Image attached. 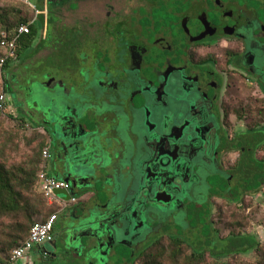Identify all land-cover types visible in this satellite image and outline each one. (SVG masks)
Masks as SVG:
<instances>
[{
    "label": "flooded vegetation",
    "instance_id": "obj_1",
    "mask_svg": "<svg viewBox=\"0 0 264 264\" xmlns=\"http://www.w3.org/2000/svg\"><path fill=\"white\" fill-rule=\"evenodd\" d=\"M184 6L173 16L169 12L168 24L162 28L155 26L157 20L146 2L132 11L147 9L150 27H142L144 21L140 19L130 21L131 14L106 17L103 26L108 31L102 37L107 44L102 46L101 56L97 51L87 56L90 67L103 76L102 93L86 114L87 123L93 125L90 141L85 145L75 143L86 132L78 129V107L73 108V116L52 120L53 127L62 128V135H74L70 148L57 141L51 123H38L50 135V159L55 160L57 173H63L69 161L85 157V152L93 155L82 161L86 165H91L93 157L107 162L100 171L106 169L110 183L136 166L140 170L137 179L143 191L134 194L141 196L140 200L137 198L135 203L133 199L128 210L117 211L104 221L112 232L102 242L101 253L109 255L103 264H155L154 248L159 245L170 258L181 250L207 252L218 258L219 247L228 248L233 237L232 232L226 238L221 236L220 219L231 218L236 203L241 207V202L246 203L252 196L248 191L252 167L257 165L254 162L263 165V157L259 158L263 153V69L248 46L250 35L246 33L249 25L257 24L259 35L255 33L253 40L263 45V24L256 20L254 10L234 0H191ZM39 12L40 17L43 13ZM215 28L224 31L210 35ZM14 78L7 84L17 88L19 81ZM62 79L68 82L70 78L66 74ZM200 162L216 166V173L228 188L223 194H211L205 204L197 206L202 214L193 210L199 221L190 224L189 230L195 233L196 241L189 242L186 234L174 229L146 246L136 245L135 241L150 227L147 211L183 207L190 187L199 183L195 170ZM90 181L89 176L85 177L74 186L75 192L86 193ZM234 184L235 190L231 191ZM104 186L112 195L109 185ZM88 195L89 191L85 202L78 199L68 206L70 214L59 216L53 240L38 246L45 249L46 245H57L49 261L63 260L69 254V250L60 252V243L67 237L60 227L64 225L68 232L92 218L95 208H91ZM134 203L137 206L133 209ZM107 206L97 209L106 214L110 210ZM85 235L75 230L71 240L67 239L68 247ZM162 238L164 242L156 244ZM117 246L131 252L124 255ZM191 261L197 262L196 258Z\"/></svg>",
    "mask_w": 264,
    "mask_h": 264
},
{
    "label": "rangeland",
    "instance_id": "obj_2",
    "mask_svg": "<svg viewBox=\"0 0 264 264\" xmlns=\"http://www.w3.org/2000/svg\"><path fill=\"white\" fill-rule=\"evenodd\" d=\"M239 1L241 5H245L250 9L253 8L252 10L255 11L254 15L256 17V20H260L263 24V45L253 40L254 34L259 33L257 24H252V26L249 25L246 33L250 35L248 46L257 54V65L261 69H263L264 85V6L263 4H253L249 2V0H244V2L241 0ZM7 2L9 1L0 0L1 4H6ZM30 3L32 7H35L37 9L42 8V0H30ZM67 3H69V7H72L73 9L77 7V3L74 0H69ZM142 3V0H82L79 4L80 6L78 10L62 12L61 14L64 25H66L68 29H72L73 27L76 29L78 26H80L81 28L83 26H89V31L91 33H94L87 36H79V34H81L79 31L80 29H76L72 32L65 31L63 29L60 33V37L57 39V43L54 45V50L56 48L54 56L51 55L49 57V53L52 51L50 49H46V53L42 52L41 50H37L39 45L38 43H36L35 51L24 53L26 63H24L23 61L19 64H17V62L12 63L10 70L7 71L8 73L6 75V81H9L11 77L14 78L13 75L17 74L18 76L15 75L14 79L18 80L19 83H16L17 88H12V86H9L11 89L10 93H6V115L9 114L17 117L15 116L17 112L13 109L14 107L22 113L21 116L25 117L26 121L31 126L35 127V125L40 123L41 120H46L47 122L51 123V127H53L52 120H54V117H56V115L62 114L64 116H73V113H75L73 108L78 107L79 111H81L78 112V122L83 126L88 124L86 121V114H88V109L90 105H96L94 99H97L100 96L99 94L102 93L103 87L100 85L102 75H100L97 68H94L92 66L90 67L87 56H89V54H92L91 52L94 51L98 52L97 56H101L100 51H102V46H104V44H107L102 36H106V33L108 31L104 26L102 28L99 27L96 31V27H94L93 25L90 27V21L98 20V23L103 25L106 17H113L115 16V14H131L129 18L130 21H133L135 19L144 20L142 18L147 15L145 10L132 11L139 8ZM147 13L149 14V11H147ZM157 13L158 12L156 11L155 14L153 13L151 16L156 19V17L160 16ZM37 19H39V16H37ZM227 22H229V20H227ZM147 24L149 23L142 24V27L145 28L144 25ZM102 30L103 32H101ZM81 39H85L87 40V42H89V44L82 49L81 46H77V44L75 43L80 41ZM74 40L75 42L74 44H72L71 42ZM77 54L79 59H76ZM77 62L79 63L77 64ZM66 74L67 77L70 78L68 82L62 79V77ZM93 75L95 81L93 80ZM94 110H96L97 113L100 112V109L98 107H96V109ZM92 127L93 125L89 124L85 126V128L89 130H92ZM9 128H13V125H9ZM58 128V126L53 127L54 130L56 129L54 135L56 136L57 141L61 142L62 145L66 147L68 146L70 148L72 146L74 135H62V128H59V130ZM77 142L80 141L76 140L75 143ZM129 149L133 148L130 147ZM25 152V144L23 141H20L17 155H19L20 158L21 156H24ZM85 154V157L82 155L79 156V161L71 160V162H68L67 166H63V169L65 170L63 174H66L69 168L72 169L73 167H75L84 170H82L84 173V178L87 176L90 177L91 183L88 186V189H86V193H88L89 191L88 196L92 201L91 208H95V210H93L94 212L92 213V217L95 215L101 217L102 219H104V221H107V218L110 217V215H112L113 213H116L117 211L128 210V208L132 204L133 199L136 198V193H139L140 195V193L143 191L141 185L139 186V181L137 179L140 176V170L138 166H136L137 168L135 167L131 169L128 174L122 176L119 179L117 178L116 181H112L110 183L109 178H107L106 176V174L108 173L106 169L100 171V168L105 167V165L103 164H107V162H105V160L103 159V163V161H101L100 159L96 160V158L93 157L91 165H86L82 163V161L84 159L86 160L88 156L90 158L93 155L87 154L86 152ZM262 157L264 158V147L263 153L259 154V158ZM13 159H15V157ZM55 165V160L50 159L47 172L53 176L55 175L59 177L60 180L66 178L65 176H62L61 173H57ZM198 165L199 166L195 171L196 175L199 178V183L190 187L188 198L186 199V201H183V207H176L166 212H161L156 209H150L149 211H147L146 217L148 218L150 227L148 229H145L142 236L135 241L136 245L146 246L149 243H152L159 235H162L166 231H172L174 229L180 232L182 235L186 234L185 237L189 242L196 241L195 233H192L189 230L190 224L199 221V218H195V215L192 214L193 210L199 211L200 205L205 204L211 194H223L228 188V186L225 185V182H222L218 174L216 173V166H211L204 162H200ZM133 176L135 178L132 180L131 178ZM105 183H107L112 189V195H109L108 192L110 189H106V186H104ZM235 187L236 185L234 184L232 187H230V190L234 191ZM251 188L252 186H250L249 189L251 190ZM86 193H84V191L82 190H79L78 196L81 202H85ZM110 196H113V200ZM59 197L62 198L61 196ZM241 204V207L235 208L234 214L231 216V218L222 219L221 217V236L226 238L229 232H232L233 235L241 232L242 234L240 236L235 235L234 238L239 240L244 239L251 242L253 239H255L257 245L253 250L246 254H233L230 257H226V264H256L258 262H261L263 259L264 187L259 192L252 194L251 197H248L246 203L241 202ZM106 206L108 207V209H110L108 213L106 212V214L97 209H101ZM62 214L65 218L70 214V209L66 208L62 212ZM199 216L202 217V215L198 214V217ZM187 219L190 220L191 223L187 222ZM125 222L126 224L128 223L127 220ZM105 228L106 232L109 233L108 236H110L112 230L110 229L109 223L105 222ZM60 229L61 232L65 231L66 235L68 234L66 232V228L64 229V225L60 227ZM206 235L207 229L205 228L204 236ZM65 238L66 239H63V241L60 243V252L69 250L67 258L63 260L60 258L55 260L54 262L49 261L48 259H43L42 253H40V250L38 249V247H36L31 254L30 260L33 262V264H95L96 260L98 264H103L106 263V259L109 258L108 254L106 255L100 252H93V249L88 245V240H90V238L88 239L85 236H81V238L79 239L80 242H78L77 240L69 247L67 237L65 236ZM71 238L72 237H69V241L71 240ZM231 241L232 238L230 242ZM221 246L219 247L220 251L226 249L225 247L223 248V245ZM229 247L236 248V246L232 245ZM46 248L51 247L49 245H46ZM116 248H118V250L120 251H124V255L131 252L129 250L127 251L123 246H117ZM259 248L263 251H259Z\"/></svg>",
    "mask_w": 264,
    "mask_h": 264
},
{
    "label": "trees",
    "instance_id": "obj_3",
    "mask_svg": "<svg viewBox=\"0 0 264 264\" xmlns=\"http://www.w3.org/2000/svg\"><path fill=\"white\" fill-rule=\"evenodd\" d=\"M6 4L0 3V59L7 56V50L2 46V33L10 32L13 34L22 25H30L31 33L21 36L18 42L17 59L9 60L5 66V73L0 74V96L2 93H10V87L6 81L7 71L10 70L11 64L22 60L25 57L24 53L35 51L36 39L39 38L43 24L42 20L37 19L35 10L30 6L14 1L7 0ZM151 8V13L157 11L158 17L155 23L157 28H162L163 24L167 25L169 21V12L173 16L174 13L182 12L185 9L184 4L191 0H142ZM240 3L239 0H234ZM244 2V0H241ZM253 4L264 6V0H249ZM253 9V8H252ZM77 9H73L76 11ZM147 10V9H146ZM145 10V11H146ZM143 11V8L140 9ZM144 25L150 27L149 14L146 11ZM53 22V20H52ZM146 22V23H145ZM102 28L103 25L98 23V20L90 21L91 26ZM77 27V26H76ZM88 30H87V29ZM80 35L87 36L93 34L89 31V26H78ZM74 27L65 31H74ZM86 29V30H85ZM62 31V29H61ZM59 32V34L61 33ZM103 32V30L101 31ZM82 38V37H81ZM75 40L71 43L74 44ZM77 46H87V40L75 42ZM42 48L39 44L38 49ZM13 128H9V125ZM264 128V125H263ZM23 141L26 147L24 156L19 158V142ZM264 147V136H263ZM52 144L50 135L44 132L39 127L31 126L25 118L6 115V112H0V263L10 262L12 253L15 248L21 246L29 236L31 227L38 222L46 221L51 214L57 211V207L50 206L39 190V175L42 171H47L49 160L44 158L43 152L46 149L51 151ZM14 153V154H13ZM15 157V159H13ZM14 162H13V161ZM257 165L252 167V178L248 191L252 194L264 187V158L263 165L259 162H254ZM239 193H237V197ZM238 207L236 203L235 208ZM238 232L235 235H241ZM231 245L236 248L228 247L220 252L218 258L210 257L207 252L195 253L187 250L176 252V256L170 258L164 247L160 245L154 248L155 264H226L225 259L229 255L246 254L256 247V240L251 241L235 239L234 236ZM230 238V240H231ZM164 242V238L157 241L156 244ZM230 245V246H231ZM235 249V250H234ZM262 249V248H261ZM259 251H263L260 250ZM191 258H196V261H191ZM177 259L185 260L182 263H177ZM228 264V263H227ZM256 264H264L263 259Z\"/></svg>",
    "mask_w": 264,
    "mask_h": 264
},
{
    "label": "built area",
    "instance_id": "obj_4",
    "mask_svg": "<svg viewBox=\"0 0 264 264\" xmlns=\"http://www.w3.org/2000/svg\"><path fill=\"white\" fill-rule=\"evenodd\" d=\"M30 6L35 10L36 15H39L37 8L32 7L30 0H14ZM31 33L30 25H22L13 34L10 32L2 33V46L7 50V56L0 59V74L5 73V66L9 60L17 59L18 42L21 36L29 35ZM7 111V95L2 93L0 96V112L5 113ZM50 150L46 149L43 152L46 160L50 159ZM39 190L47 200L50 206L57 207V211L49 216L44 222L35 223L30 230L29 236L26 241L19 247L15 248L10 262L0 264H15L21 261L27 253L32 251L35 247L42 246L45 243L53 240V233L56 227V223L60 214L70 205L77 202L76 197H71L69 201L60 198L57 195L58 191H69L70 184L63 180H58L51 176L47 171H42L39 175Z\"/></svg>",
    "mask_w": 264,
    "mask_h": 264
},
{
    "label": "crops",
    "instance_id": "obj_5",
    "mask_svg": "<svg viewBox=\"0 0 264 264\" xmlns=\"http://www.w3.org/2000/svg\"><path fill=\"white\" fill-rule=\"evenodd\" d=\"M68 1L69 0H42V4H41L42 8L37 9L38 11L41 10V12L43 13V15L40 16V20H42L43 28H42V31H41L39 38L36 39V43H38V45L42 44V48L40 49L42 52H45L46 49L52 50L49 53L50 54L49 57L51 55L54 56V54L56 52L55 51L56 48L54 50V45L57 43V39L60 37L59 32L61 31V29L66 30V25H64L61 13L64 11H73V8L69 7V5H68L69 4V3H67ZM74 1L77 3V7L75 9L78 10L79 6H80L79 4L81 3L82 0H74ZM52 20H53V22H52ZM82 48L83 47H81V49ZM22 61L24 63H26L25 57H23L22 60H18L17 64L21 63ZM77 64H78V62H77ZM13 109L17 112V114L15 116L23 117V116H21L22 113L18 109H15L14 107H13ZM23 118H25V117H23ZM39 126H40V124L35 125V127H39ZM51 176H53V175H51ZM53 177L56 178L57 176H53ZM77 191H79V190H77ZM74 197H76L77 200L79 199L78 192H75ZM67 208L70 209L71 206L67 207ZM50 247L51 248H45V249L38 247V249L40 250V253H42L43 259H47L51 253H55L56 250L58 249L57 245L50 246ZM33 250L30 251L29 253H27V255L21 261L15 263V264H33V262L30 260V257H31Z\"/></svg>",
    "mask_w": 264,
    "mask_h": 264
},
{
    "label": "water",
    "instance_id": "obj_6",
    "mask_svg": "<svg viewBox=\"0 0 264 264\" xmlns=\"http://www.w3.org/2000/svg\"><path fill=\"white\" fill-rule=\"evenodd\" d=\"M213 30V29H212ZM218 30V31H217ZM224 30L215 28V32L214 31H210V35H214V34H222ZM63 115L62 114H58L56 115V117H54V119L60 120L61 117ZM86 125H81L79 126V131L80 130H85L86 132L82 133L81 137H80V143H82L83 145H85L84 143H87L88 141H90V139L92 138V136L94 135V132H90L89 129L85 128ZM68 169V168H67ZM66 169V171H67ZM83 170V169H82ZM79 168H75L73 167L72 169H68V172H66V174H62V176H65L66 178L63 179V181H66L70 184V190L69 191H58L57 195L61 196L63 199L69 201L71 199V197H73L75 195V190H74V186H76L77 184H79L83 179V171ZM65 172V170H64ZM56 179L59 180V177H56ZM137 198H135V203L137 201ZM138 200H140V197L138 198ZM133 205V209L136 208L137 204ZM132 209V210H133ZM81 230L87 233V235H85V237H87L88 239L90 238V240H88V245L90 246V248L93 249V252H102L103 251V247H102V242L104 241L105 237H108V234L106 232V228H105V222L104 219H102L101 217L98 216H93L91 219H89L88 222H86L84 224V226L80 227L77 226L75 228L71 227V229L67 232V239L70 237V235L75 233V230Z\"/></svg>",
    "mask_w": 264,
    "mask_h": 264
}]
</instances>
